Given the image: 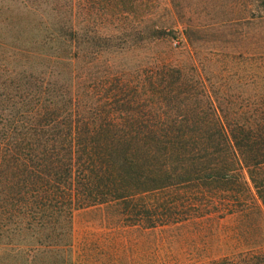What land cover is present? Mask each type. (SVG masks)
<instances>
[{"label":"trees","instance_id":"obj_1","mask_svg":"<svg viewBox=\"0 0 264 264\" xmlns=\"http://www.w3.org/2000/svg\"><path fill=\"white\" fill-rule=\"evenodd\" d=\"M154 1L67 0L69 18L50 38L59 44L45 53L64 83L39 80L37 90L15 96L18 109L1 125L0 216L63 222L72 234L74 211L108 205L131 227L233 215L250 225L256 215L264 230V44L244 64L256 86L240 111L220 106L225 95L212 94L194 67L192 79L158 60L112 73L100 70L101 50L85 59L95 39L125 44L142 32ZM247 5L264 26V0ZM181 23L171 38L206 28ZM149 29L152 41L167 34L158 24ZM191 264H264V244Z\"/></svg>","mask_w":264,"mask_h":264},{"label":"rangeland","instance_id":"obj_2","mask_svg":"<svg viewBox=\"0 0 264 264\" xmlns=\"http://www.w3.org/2000/svg\"><path fill=\"white\" fill-rule=\"evenodd\" d=\"M249 1L155 0L142 32H130L125 44L117 38L95 39L91 50L82 44L90 51L85 59L92 60L94 51L101 50L100 70L109 66L112 73L158 60L179 66L192 79L196 78L194 67L212 94L225 95L228 102L218 99L220 106L243 110V96L253 98L256 83L255 71L247 75L242 70L246 59L252 62L264 44V26L252 16L255 11L247 5ZM66 2L0 0V138L4 119L18 109L15 96L37 90L39 80L65 81L45 53L59 44L50 38L52 30L63 27L69 18ZM182 20H194L206 28L193 32L190 40L182 34L171 38L168 34L179 35ZM154 24L163 26L167 34L152 41L149 28ZM106 27L103 32L111 25ZM100 70L96 74L99 84L104 78ZM251 218L250 225L233 215L191 218L146 229L127 226L114 206L101 205L74 211L72 234H65L69 226L63 222L39 224L5 212L0 216V264H191L264 244L261 222L256 215Z\"/></svg>","mask_w":264,"mask_h":264}]
</instances>
